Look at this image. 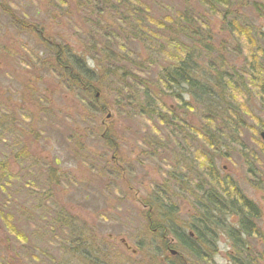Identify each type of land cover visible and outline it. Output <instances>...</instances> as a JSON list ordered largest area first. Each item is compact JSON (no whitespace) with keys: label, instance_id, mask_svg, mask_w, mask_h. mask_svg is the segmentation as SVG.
Wrapping results in <instances>:
<instances>
[{"label":"rangeland","instance_id":"374dc122","mask_svg":"<svg viewBox=\"0 0 264 264\" xmlns=\"http://www.w3.org/2000/svg\"><path fill=\"white\" fill-rule=\"evenodd\" d=\"M32 1L0 0V264H154L149 254L138 250L140 245L146 249L147 245L158 244L153 233L147 231L148 206L144 205L155 186L169 188L181 215H192L194 204L185 178L209 183L206 179L209 168L204 159L207 157L221 176L233 179L243 194L258 203L261 208L258 224L264 231V142L259 135L264 126V105L253 93L243 102L241 125L218 136L228 157L215 151L214 145L205 143L201 129L195 132L199 135L194 133L187 141L168 144L164 139L163 144L158 136L161 146L147 147L139 133L140 129L145 133V125L138 118L118 112L115 95H110L113 99L108 101L110 105L104 113L91 110L88 105L96 104V98L83 97V100L78 89L65 88L54 53L45 50L46 39L50 38L52 44L68 47L77 57L89 56L90 52L89 67L102 74H98L103 77L102 84L108 86L111 78L105 75L103 66L109 67L114 56L98 53L95 44L104 42L105 30L97 33L89 27L91 21L87 18L92 20L95 15L81 9L87 2L89 10L94 13L98 10L101 18H108L107 25L110 20L114 22L111 11L103 7L101 0H68L67 16L54 7V0ZM131 1L136 8L143 6L138 15L142 20L140 29L152 32L156 39L143 38L140 29L136 38L126 39L127 50L139 54L137 63L153 70L155 65L150 60L154 50L149 47L164 44L167 35L150 24V20H165L186 8L195 18L201 15L202 25L208 27L198 31L196 38L211 48L209 58L221 55L242 76L246 56L233 53L234 49L243 48L244 40L224 28L220 17L209 13L202 0ZM254 1L264 4V0ZM231 8L235 11V5ZM239 12L244 20L253 22L254 30L264 31V17L258 11L248 5ZM31 23L44 30V40L26 30ZM105 25L104 22L101 26ZM88 36L94 38L88 41ZM93 43L95 47L90 46ZM29 51L40 58L35 67L28 66L32 64ZM62 52L68 53L65 49ZM113 54L121 55V51L115 47ZM237 80L241 81V77ZM109 88L113 90L112 85ZM97 92L98 97L106 96ZM169 103L177 107L175 100ZM12 118L18 123L16 126L11 125ZM188 118L196 129L207 125L197 112L188 114ZM109 135L114 143L108 142ZM175 151L179 152V159L173 156ZM202 154L201 161L198 156ZM49 168H54L60 177L51 185L46 182ZM249 168L253 175L249 174ZM172 173L181 176V183H185L172 182ZM159 210L170 209L164 205ZM6 216L12 220V229L6 225ZM152 220L154 226L161 221L160 216ZM71 226L75 232L82 227L85 237L90 232L88 244L74 239L72 244L68 243ZM85 237L81 239L86 240ZM170 240L175 244L172 237ZM250 245L261 250L256 238L250 239ZM100 247L103 252L97 253ZM229 250L230 243L221 238L216 262L224 263ZM169 255L164 262L159 259V263L183 264L180 257L172 256L171 252ZM181 257L188 262L184 254Z\"/></svg>","mask_w":264,"mask_h":264},{"label":"trees","instance_id":"16d2710c","mask_svg":"<svg viewBox=\"0 0 264 264\" xmlns=\"http://www.w3.org/2000/svg\"><path fill=\"white\" fill-rule=\"evenodd\" d=\"M184 1L188 2V0ZM101 2L104 8L111 11L114 22L119 26L112 20L107 25L108 18H101L98 10V13L89 10L87 2L85 6H82L81 11H90L98 19L97 23H92L95 18L92 20L87 18L88 22L91 21L89 27H92L95 32L101 33L105 30L104 42L100 44L96 41L95 44L98 53L102 52L108 57L114 56L110 63L105 60L110 64L109 67L103 66L105 75L111 78V83L104 86L101 81L103 77L100 78L98 75L100 73L97 74L96 70L89 67L87 60L92 55L90 52L89 56L77 57L72 50H67V46L65 48L59 43L52 44V40L47 38L45 50L54 53L56 69L62 73L66 83L65 88L78 89L83 100V97L88 100L89 97L94 96L97 103L90 104L88 107L97 113H104L106 107L110 105L108 101L113 99L110 95H115L117 98L113 100H116V106L117 104L119 106L118 112L128 117L138 118L140 120L137 121L145 125L143 127L145 135L141 129L139 133L144 136L142 142L148 144L147 147L154 145L155 147H151L157 148L161 146L160 142L163 143L164 139L168 144H178L182 140L192 139L194 133L201 129L205 143L209 146L214 145L215 147L212 148L215 151L218 150L223 153V156L228 157L218 136L221 137L227 129L232 131L235 126L241 125L239 122H242L243 102L249 94L253 93L264 105V31L254 30L256 27L253 22L244 20L239 12L240 9L249 5L258 11V15L261 14L264 17V4L254 0H202L209 13L220 17L224 28L230 29L231 33L244 40L243 48H236L233 53L236 56L243 54L246 56L247 61H243L245 66L241 69L243 72L241 76L238 75V70L235 73L234 69L224 62L221 55L217 54L214 59L209 58L212 54L211 48L196 38L198 31L208 27L202 25L201 15L198 14L195 18L186 8L183 11L178 10L175 16L166 17L165 20H150V24L167 32V35L164 44L149 47L154 50L151 53L153 60H150L151 64L155 65L153 70L137 63L136 57L140 58L139 54L127 50L126 39L130 36L136 38L140 34L150 41L156 40L152 32L140 29L142 20L138 18V15L142 13L143 6L136 8L131 0H101ZM233 5H235V11L231 8ZM54 7L65 12L67 16L70 14L66 11L69 7L68 0H54ZM134 18L136 21L132 23L131 20ZM13 22V25L18 28L17 23ZM104 22L106 25L102 27ZM26 30L44 40V30L38 28L36 24H29V29ZM137 30L140 31L139 34ZM202 35L204 37L203 32ZM93 38L87 37L88 41ZM95 44L90 46L95 47ZM115 47L121 51V55L113 54ZM64 49L68 53L62 52ZM30 53L32 64L28 66L35 67L40 63V58L33 52ZM112 69H115L113 73L108 74ZM238 76L241 77V81L237 80ZM259 80L262 81L259 82ZM111 85L113 90L109 88ZM97 91L103 92L106 96L98 97ZM171 100L177 102V107L169 103ZM193 112H197L200 120L207 125L197 126L199 129L194 128L195 123L188 118V114ZM11 122L13 126L18 124L14 123L13 118ZM219 128L225 129L219 130ZM261 130H264V126ZM158 136L160 142H158ZM107 140L109 143H114L110 135L107 136ZM173 156L179 159V152L175 151ZM20 157L23 158V156ZM198 158L202 161L203 154ZM204 159L209 168L206 173L209 183L201 179L185 178L189 197L194 204L192 215L186 217L181 215L169 188L160 189L158 186L153 188L150 200L144 206H148L147 231L153 233V237L158 239V244L147 245L146 249L140 245L138 250L149 254L154 264H163L159 263V259L164 262L165 259L170 258L168 250L170 251L173 247L176 248L177 253L174 256L180 257L183 264H196L193 260H197L198 264H264V231L258 224L261 218L260 206L243 194L233 179L221 176L214 164L210 162V157ZM248 172L253 175L251 168ZM1 177L2 173H0ZM59 178L54 168L48 169L46 182L50 181L51 185ZM170 179L174 183H181V176L178 174L172 173ZM44 197L43 193L42 198ZM164 205L170 210L167 212L159 210ZM155 216H160L161 221L154 226L152 218ZM5 220L6 225L12 229V220L7 216ZM69 230L72 231V237L68 239L69 244H72L73 239L88 244L87 238L90 232L85 237L82 227L76 229V232L73 226L69 227ZM81 237H85L86 240H82ZM170 237L175 244L170 242ZM221 238H225L230 243V250L227 252V260L224 263H218L215 260ZM251 238L258 239L261 250L254 249L250 245ZM181 250L183 253L180 252ZM99 252H103L102 247L98 248L97 253ZM87 254L93 258V255ZM182 254L188 262L181 257Z\"/></svg>","mask_w":264,"mask_h":264},{"label":"water","instance_id":"95a60500","mask_svg":"<svg viewBox=\"0 0 264 264\" xmlns=\"http://www.w3.org/2000/svg\"><path fill=\"white\" fill-rule=\"evenodd\" d=\"M260 135H261L262 139L264 140V131H262Z\"/></svg>","mask_w":264,"mask_h":264}]
</instances>
